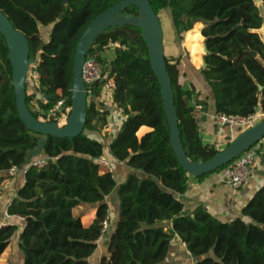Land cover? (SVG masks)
I'll return each mask as SVG.
<instances>
[{
  "label": "trees",
  "instance_id": "16d2710c",
  "mask_svg": "<svg viewBox=\"0 0 264 264\" xmlns=\"http://www.w3.org/2000/svg\"><path fill=\"white\" fill-rule=\"evenodd\" d=\"M119 1L0 0V11L25 33L30 59L36 60L39 83L30 85L28 75L26 81L27 105L36 118L60 124L64 116L67 121L78 42L89 23ZM150 2L158 15L163 10L171 15L179 47L176 54L166 55V63L182 143L192 161H206L220 150L203 141L197 99L204 101L201 110H210L214 116L248 115L258 108L264 111V39L259 31L264 25V0ZM123 14L137 15L138 8L131 6ZM51 25L45 40L41 27ZM185 33L191 61L199 67L205 58L206 67L195 69L184 56ZM109 44L115 45V57L108 64L117 84L113 101L124 114L109 152L132 168L121 183L111 173H102L93 161L104 155L105 144L98 133L109 123V110L101 109L93 99L88 105L87 132L74 138L49 136L42 152L49 157L48 164L44 168L24 166L40 135L30 131L19 115L9 47L0 33V171L26 169L25 183L8 206V214L25 218L17 242L23 255L19 264H90L101 223L109 214L106 198L116 189L119 219L106 236L110 240L108 255L99 264H173L168 257L175 240L186 245L194 264H264V181L243 207L242 215L231 220L214 215L203 204L186 211L183 196L192 175L180 164L171 145L162 89L142 29L110 27L97 37L90 54ZM190 70L202 74L211 95L203 99L193 83L190 89L184 87ZM62 98L68 109L64 115L42 112ZM32 105L39 110L34 111ZM142 125L153 130L139 138L137 131ZM243 130L237 128L236 135ZM4 179L6 176L0 175V183ZM84 203L97 205L96 218L88 227L74 211ZM17 229L12 224L0 227V249ZM13 258L12 264H16L17 253Z\"/></svg>",
  "mask_w": 264,
  "mask_h": 264
},
{
  "label": "water",
  "instance_id": "95a60500",
  "mask_svg": "<svg viewBox=\"0 0 264 264\" xmlns=\"http://www.w3.org/2000/svg\"><path fill=\"white\" fill-rule=\"evenodd\" d=\"M67 1V0H63ZM138 8L137 15L123 14L127 8ZM123 25H132L142 29L149 48L151 66L157 75L164 100L165 111L171 130V145L178 161L192 176H202L215 172L232 162L245 150L264 137V118L236 135L225 148L206 161H192L184 148L180 136L179 118L175 106L171 76L167 68L164 46V32L160 17L154 10L150 0H122L109 7L95 17L83 32L77 46L74 79L72 88V110L65 124L50 122L36 118L29 110L26 100V81L30 66L36 62L30 59V43L23 31L16 28L8 16L0 11V33L5 37L9 47L8 58L13 68V84L16 94V104L21 119L30 131L40 135L37 145L27 153L24 166L31 165L33 158L42 154L49 136L59 138H74L85 131L89 98L86 85L82 78L83 64L90 54V50L97 39L106 29ZM205 51L208 52L204 43ZM101 48H99L100 50ZM254 55L256 52L252 51ZM207 63L204 58L203 67ZM197 104L204 105V101L197 99ZM258 110H261L258 108ZM206 119V117H205ZM264 158H262V163ZM110 240L107 241L109 245Z\"/></svg>",
  "mask_w": 264,
  "mask_h": 264
},
{
  "label": "crops",
  "instance_id": "0c3cea01",
  "mask_svg": "<svg viewBox=\"0 0 264 264\" xmlns=\"http://www.w3.org/2000/svg\"><path fill=\"white\" fill-rule=\"evenodd\" d=\"M259 31L262 38L264 39V25ZM183 48L184 56L188 57L190 63L192 64V66H194L195 69L204 68L203 65L199 67L194 65V63L191 61L189 51L184 45ZM177 52H179V47L177 49ZM192 83L199 91H201V97L203 99L211 95L210 86L205 81L202 74L195 70H190L185 76L184 87L190 89ZM97 106L100 107L98 103ZM101 109L109 110V123L105 126L100 127L101 133L98 134L101 136L105 144L104 155L109 160H111L114 165V178L118 181V183H121L126 180L127 176L132 171V168L129 167L126 162H120L112 157L109 152V144L112 137L119 131L120 125L124 118V114L122 110H120L117 105L115 106L114 104L108 105L106 106V108L101 107ZM197 117L199 120L198 125L200 133L204 143L215 144V142L218 141L221 143V148L223 149L236 135V127H227L224 129L223 133L219 135L214 123L215 116L211 113L210 110H200V112L197 113ZM140 130H143V134L141 135L138 133L140 132ZM152 130V127L142 125L137 131V136L141 138L143 135L151 132ZM137 173L140 176H146V174L142 172L138 171ZM0 175L6 176V179L4 180H9L11 182L10 186L7 189H2L3 197L0 198V227L9 224L18 226L16 234L9 242H7L8 246L6 248V254L9 255L14 250V253H17V258H15L16 264H19L23 259V255L21 253V250L17 247V242L20 232L25 227V220L22 218V216L8 214V206L11 204L14 196L16 195V191L25 183V172L19 171L18 173L13 174L10 170H8L0 171ZM263 181L264 161L262 163V159L258 163L255 175L240 188H235L232 183L223 180L221 171L210 173L203 178L192 176L189 181L188 191L183 196L185 210L191 211L195 207H197V205L203 204L214 215L225 220H231L237 216L242 215L243 207L248 202L254 191L263 183ZM106 202L109 205L108 216L110 218V230L113 232L119 219L120 209L117 189L114 190L106 198ZM96 208V204L84 203L77 207L74 211L77 216L81 217L83 225L88 227L96 218ZM108 240L109 237H105L98 243V247L95 253L89 258L90 264H99L103 256L108 255ZM9 256L10 258L8 259L10 261L14 259L12 254ZM168 259L173 264H194L195 261V258L191 256L190 251L186 248V245L181 240H175L172 243ZM1 264L9 263L4 261L1 262Z\"/></svg>",
  "mask_w": 264,
  "mask_h": 264
},
{
  "label": "built area",
  "instance_id": "2783aa9c",
  "mask_svg": "<svg viewBox=\"0 0 264 264\" xmlns=\"http://www.w3.org/2000/svg\"><path fill=\"white\" fill-rule=\"evenodd\" d=\"M114 57L115 45L109 44L105 49H98V52L89 54L82 68V78L86 85V93L89 100H95L96 103L103 108L111 104L116 106L113 101V95L117 84L115 78L108 69V64ZM97 87H99V94H95V89ZM201 107L200 105L196 106V113L200 112ZM67 110L65 99L62 98L52 108L42 112L49 116H54L58 112H62L64 115ZM263 118L264 111L262 110H257L248 115L220 113L215 115L214 123L220 135L227 127L247 129L260 122ZM215 147L222 150L221 143L218 141L215 142ZM262 158H264V137L230 162L222 171V179L232 183L235 188L242 187L255 175L258 163ZM48 161L49 157L45 154H41L32 160L31 166L44 168L48 164ZM93 161L100 167L102 173L108 172L114 177V165L105 155L96 157ZM10 171L15 174L19 171L26 172V169L12 167ZM10 184L11 182L9 180H4L0 183V198L3 197L2 189H7ZM22 218L25 220L24 217ZM101 225V234L97 239V243L102 241L110 231L111 225L109 216L103 219Z\"/></svg>",
  "mask_w": 264,
  "mask_h": 264
},
{
  "label": "rangeland",
  "instance_id": "374dc122",
  "mask_svg": "<svg viewBox=\"0 0 264 264\" xmlns=\"http://www.w3.org/2000/svg\"><path fill=\"white\" fill-rule=\"evenodd\" d=\"M160 21H161V25L163 28V32H164V46H165V54L166 55H172V54H176L177 53V41H176V35L173 29V21L171 19V15H169L168 11H161L160 15ZM52 25L48 26V27H41V32L43 35V38L45 40L49 39L50 36V31H51ZM182 45H184L186 47V34H184V40L182 41ZM187 49V47H186ZM188 50V49H187ZM28 80L30 82V85H36L39 83V79H38V73L36 71V63H33L30 66L29 72H28ZM29 92H32V89L29 90ZM32 109L35 110H39L38 107H36L35 105H32ZM66 123V120L63 117H61V123L60 125H63ZM8 244L6 243L1 249H0V264L1 262H7L9 264H12V260L10 261L8 258H10L9 255H14V250L12 251L11 254H6V248H7ZM10 253V252H9ZM3 260V261H2Z\"/></svg>",
  "mask_w": 264,
  "mask_h": 264
}]
</instances>
